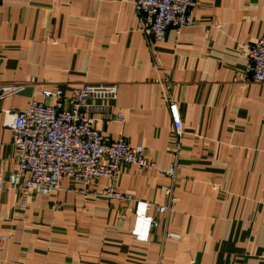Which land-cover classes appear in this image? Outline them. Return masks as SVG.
Returning a JSON list of instances; mask_svg holds the SVG:
<instances>
[{"label":"crops","instance_id":"obj_1","mask_svg":"<svg viewBox=\"0 0 264 264\" xmlns=\"http://www.w3.org/2000/svg\"><path fill=\"white\" fill-rule=\"evenodd\" d=\"M194 26L169 29L150 51L136 0H3L0 83L21 91L0 103V177L15 171L18 152L4 111L41 91L115 84L112 114L95 128L124 137L167 168L177 139L164 93L178 103L183 130L169 217L156 211L169 180L124 165L117 189L149 203L159 226L148 241L132 235L133 202L108 203L106 178L88 186L65 179L62 190L32 196L0 191V264H264V84L251 81L244 51L264 35V0H197ZM165 230L179 239L165 237Z\"/></svg>","mask_w":264,"mask_h":264},{"label":"built area","instance_id":"obj_2","mask_svg":"<svg viewBox=\"0 0 264 264\" xmlns=\"http://www.w3.org/2000/svg\"><path fill=\"white\" fill-rule=\"evenodd\" d=\"M3 0H0V5ZM197 0H136L140 29L150 51L156 54L158 45L169 29L181 31L194 26L193 10ZM247 74L251 81L264 84V35L244 51ZM21 91L19 85L0 83V103ZM52 104L32 100L21 111H4V127L12 132V144L18 152L17 169L0 177V191L14 190L26 196L21 207L28 206L32 196H48L62 190L65 179L81 181L88 186L93 180L106 178L110 184L100 198L113 203L127 201L135 204L132 235L148 241L152 230L159 226L156 217L148 214L149 203L131 194L120 192L116 184L124 165H135L143 170L156 171L169 180L161 186L166 203L157 205L160 215L169 217L178 199L175 194L178 152L183 130L178 103L169 90L164 93L174 127L177 147L176 159L169 167H160L145 157L143 146H131L126 138L109 141L95 128L97 116L103 115L106 124L126 123L122 111L112 114V103L117 99L115 84H84L65 90L53 87L41 91ZM165 237L179 239L165 230ZM7 238L0 236V251L5 250Z\"/></svg>","mask_w":264,"mask_h":264}]
</instances>
